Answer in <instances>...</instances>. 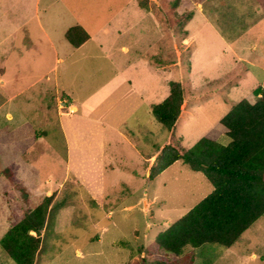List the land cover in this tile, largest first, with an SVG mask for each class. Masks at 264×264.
I'll use <instances>...</instances> for the list:
<instances>
[{
    "label": "rangeland",
    "instance_id": "obj_1",
    "mask_svg": "<svg viewBox=\"0 0 264 264\" xmlns=\"http://www.w3.org/2000/svg\"><path fill=\"white\" fill-rule=\"evenodd\" d=\"M73 25L100 40L106 33L115 37L109 51L119 61L116 48L128 45L124 62L133 70L139 69L135 50L146 51L154 64L176 61L164 76L184 89L187 105L173 141L185 149L205 135L225 144L220 118L234 102L255 101L253 90L264 81V0H0V237L48 192L52 201L57 197L34 264H264V213L230 247L205 243L174 255L154 244L157 233L213 188L181 160L149 179L152 162L142 163L122 139L110 143L101 203L65 176L57 116L63 98L55 85L63 64L55 59L63 53L59 44L72 48L63 32ZM154 43L163 52L152 50ZM90 60L107 62L98 55ZM150 117L140 112L130 135L144 155L169 135ZM12 163L16 184L3 174ZM0 262L15 264L1 247Z\"/></svg>",
    "mask_w": 264,
    "mask_h": 264
},
{
    "label": "trees",
    "instance_id": "obj_2",
    "mask_svg": "<svg viewBox=\"0 0 264 264\" xmlns=\"http://www.w3.org/2000/svg\"><path fill=\"white\" fill-rule=\"evenodd\" d=\"M64 37L71 46L78 47L89 39V34L81 26L73 25L66 29ZM168 86V95L152 104L151 112L169 130L170 141L155 155L148 178L181 160L192 170L202 172L213 188L157 233L153 242L174 255H179L185 246L196 248L205 243L230 247L264 213V81L253 90L255 101L234 102L220 118L218 126L224 128L228 138L225 144L205 135L188 149L181 147L178 138L176 143L173 141L174 124L183 110L184 89L175 80L169 81ZM212 131L219 133L218 129ZM15 166L12 163L3 174L16 184L19 178ZM51 196L46 195L34 208L24 210L0 237V247L15 264H34Z\"/></svg>",
    "mask_w": 264,
    "mask_h": 264
},
{
    "label": "crops",
    "instance_id": "obj_3",
    "mask_svg": "<svg viewBox=\"0 0 264 264\" xmlns=\"http://www.w3.org/2000/svg\"><path fill=\"white\" fill-rule=\"evenodd\" d=\"M145 13L152 24L160 25L151 12L146 10ZM105 35V39L100 40V36L97 38L96 34L89 33V39L69 49L59 44L60 52L63 53L55 59L57 63L63 64L55 85L61 89L60 95L63 98L58 99L60 108L57 116L65 145L64 173L66 177L71 176L78 181L99 203L104 201L105 173L110 166L107 162V145L122 139L134 149L143 163L152 162L159 150L170 141L169 132L155 152L144 155L133 146L130 135L140 122V112L151 118V105L168 95V83L171 80L165 78V70L170 71L176 66V61L154 64L147 58L146 51L135 50L139 69L133 70L134 64L124 62L127 60L125 55L129 52V46L121 44L116 48L121 59L125 60L112 58L109 48L114 44L115 37L112 39L109 33ZM89 42L95 44L90 46ZM156 44H153L152 50L157 48L158 52H163L161 44ZM76 53L81 57L74 58ZM95 55L107 62L91 61L90 58L93 59ZM183 104L185 108V94ZM7 116L10 118L11 114L7 113ZM56 197L57 194L52 203Z\"/></svg>",
    "mask_w": 264,
    "mask_h": 264
}]
</instances>
